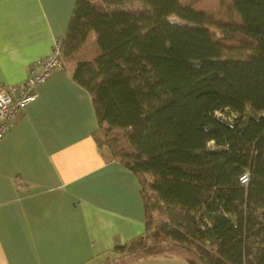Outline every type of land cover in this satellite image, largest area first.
Listing matches in <instances>:
<instances>
[{"label":"trees","instance_id":"1","mask_svg":"<svg viewBox=\"0 0 264 264\" xmlns=\"http://www.w3.org/2000/svg\"><path fill=\"white\" fill-rule=\"evenodd\" d=\"M200 1L77 0L62 55L98 141L143 182L146 231L117 249L173 241L196 251L190 264H264V0H229L226 17ZM103 126L125 146L103 143Z\"/></svg>","mask_w":264,"mask_h":264},{"label":"crops","instance_id":"2","mask_svg":"<svg viewBox=\"0 0 264 264\" xmlns=\"http://www.w3.org/2000/svg\"><path fill=\"white\" fill-rule=\"evenodd\" d=\"M76 2L0 0V86L19 87L51 54ZM75 69L66 61L39 84L0 140V264H190L170 253L130 262L117 249L146 231L144 186L98 141Z\"/></svg>","mask_w":264,"mask_h":264},{"label":"built area","instance_id":"3","mask_svg":"<svg viewBox=\"0 0 264 264\" xmlns=\"http://www.w3.org/2000/svg\"><path fill=\"white\" fill-rule=\"evenodd\" d=\"M62 48L63 39H57L51 54L40 59L31 67L27 79L19 87L0 86V140L13 125L19 112L37 98V86L45 81L54 70L65 65ZM13 92L15 93L13 94ZM249 178L250 174L246 172L240 177V180L246 184Z\"/></svg>","mask_w":264,"mask_h":264},{"label":"rangeland","instance_id":"4","mask_svg":"<svg viewBox=\"0 0 264 264\" xmlns=\"http://www.w3.org/2000/svg\"><path fill=\"white\" fill-rule=\"evenodd\" d=\"M197 6L201 9H203L204 11L214 15L215 17H226L228 12L225 11L226 8H229V0H203V1H200ZM127 9H130V10H139V9H142L143 8V5L140 1H133V2H130L129 4H127L125 6ZM171 19H174V20H177L178 18L176 16H171L170 17ZM90 40H94L93 38V35L91 37ZM86 48H87V45H86ZM89 49H91V46L89 47ZM250 111H248L249 113ZM216 115L218 117H222V118H226V119H229L230 117L233 118V114L228 111V110H225V111H217L216 112ZM106 126H103L102 127V130L100 132V140L103 142V143H108L109 146H111L112 144H110V141H111V136L115 133V135L119 134L120 135V138L117 139V141L115 142L116 143V148L119 149V148H123L125 146V139H124V135H123V132H120V131H116L114 132L113 134L110 133L107 134V130H106ZM209 147L210 148H217L218 146L214 143V142H209ZM117 146H120V147H117ZM145 182L146 184L149 183V178L146 177L145 178ZM147 192H149V196L151 195V192L149 191V188L147 187ZM154 216L157 218L158 217V212H154ZM161 249L164 250L166 253H170V254H175V255H182V256H185V257H190L192 259H194L195 261H199V258H198V255L196 253L195 250H190L188 249L187 247H183L182 245L180 244H177L173 241H166V242H163L161 245H160ZM128 254H127V259L128 261L132 262L133 260L135 261L136 259H138L139 257H141V250H139L138 248L135 249V248H130V249H127L126 251ZM124 263V262H123ZM127 262H125L126 264ZM203 264V263H201Z\"/></svg>","mask_w":264,"mask_h":264}]
</instances>
